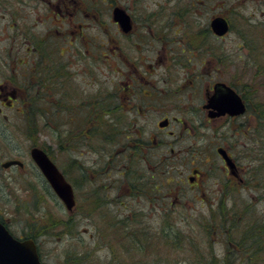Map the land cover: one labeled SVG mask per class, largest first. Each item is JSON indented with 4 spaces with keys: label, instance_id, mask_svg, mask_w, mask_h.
I'll list each match as a JSON object with an SVG mask.
<instances>
[{
    "label": "rangeland",
    "instance_id": "1",
    "mask_svg": "<svg viewBox=\"0 0 264 264\" xmlns=\"http://www.w3.org/2000/svg\"><path fill=\"white\" fill-rule=\"evenodd\" d=\"M115 5L132 17L130 36L111 21ZM215 16L230 23L221 39L208 31ZM47 60L61 68L70 61L72 86L79 94L98 93L97 101H51L58 98L55 90L38 82ZM109 64L115 71L136 67L140 87L172 101L147 99L137 118L118 105L121 118L110 120L107 94L118 75L109 77ZM263 79L264 0H0V85L20 97L12 107L0 102V217L18 237L34 242L44 264H196L198 250L227 257L226 237L217 231L220 204L226 216L246 215L236 230L250 220L264 221V190L258 191L256 179L249 186L246 177L250 168L256 173L259 140L264 147ZM216 82L246 95L250 110L241 119L212 120L202 111ZM27 86L38 95L25 103ZM29 106L33 132L23 124ZM165 114L172 117L168 130L178 162L168 175L153 167L168 146L156 140L157 147L135 151L136 142L123 129L135 120L137 138L149 141L151 133L164 134L156 124ZM126 144L135 151L130 168ZM227 144L240 161L242 184L222 169L216 147ZM33 146L44 149L73 186V210H66L33 163ZM10 159L24 166L2 168ZM197 167L202 175L189 186L187 177ZM177 231L186 239L180 251L176 240L167 242V234ZM236 263L246 264L238 258ZM251 264H264V245Z\"/></svg>",
    "mask_w": 264,
    "mask_h": 264
},
{
    "label": "flooded vegetation",
    "instance_id": "2",
    "mask_svg": "<svg viewBox=\"0 0 264 264\" xmlns=\"http://www.w3.org/2000/svg\"><path fill=\"white\" fill-rule=\"evenodd\" d=\"M212 19H210L209 21V28H208V31L210 32L211 31V28H210V22H211ZM112 21V20H111ZM112 23L114 24V26L116 27V31L121 34V35H124V36H130L131 32L134 30V23L132 24V30L131 32L129 33H123L120 29V27L118 26L117 23L113 22ZM230 26V24H229ZM70 35H73L76 37V35L78 34H74V33H69ZM212 35H214L212 33ZM215 36V35H214ZM218 38H222V37H218ZM68 45H70V42H68ZM204 53H206L207 51H203ZM62 51H61V56H62ZM90 62H94V58L91 56L90 57ZM81 62V64L84 63L83 60H80V59H77L76 61ZM74 61V62H76ZM119 63L121 64H124V59L122 57H120L118 59ZM187 62H189L187 60ZM58 63V62H57ZM72 63L70 61H68L67 63L64 64L63 68H61V63L59 62V64L57 66H55V63L53 64V62L51 60H47L45 62V66H44V74L41 78H39L38 82L41 83L39 85H43V86H46L48 85L50 88L52 86V88L55 90L58 98L55 100H51V101H97V96H98V93H94L93 92H88L87 95L86 94H79V92L76 91V87L75 86H72V80H73V73H71L70 71H68V68L66 67L67 65H71ZM90 68V66H88V69ZM141 69H145L143 66L139 67ZM147 68H150V67H147ZM83 72L84 73H91L88 71H86L85 67L83 68ZM117 71H115V68L112 66V65H108V73H109V77L110 75H114V74H117L118 75V82L116 84H114L113 82V77L111 79V84L112 86L110 87V91H108V110H107V115L110 116V120H115V118H121V115H117V113L115 112V110L117 109L118 105H125L127 107V109H129L132 113L135 114L136 118L137 117H140V115L136 114L139 112V110L143 108V105H145L147 102L149 101H146L147 99L150 100V98H152L153 100H156V101H160L162 99H169L170 101H172L171 99L173 98H170L169 96L168 97H162V93L157 91V90H154V89H144V87H140V82H141V77L138 75V73L135 71L137 68L136 67H130V66H121V67H116ZM132 69V70H130ZM144 72H147L146 69L144 70ZM77 73H81L80 72H77ZM88 79L90 81L93 80L92 77H88ZM216 83H214L211 87V90H207L206 91V97L203 101V104H202V111L204 113H206L208 119H212V120H218V119H226V120H238V119H241L242 116H230V115H224V116H219V117H209V109L206 108V105L210 99V97L214 94V86H215ZM230 86V85H229ZM233 90H235L236 93L239 94V96L241 97L243 103L245 104V107H246V113H247V100L243 98L242 94L240 93V91L236 90L233 86H230ZM30 88V89H29ZM26 90H27V94H26V98L25 100L26 101H35V95H38V93L35 91L34 93V90L32 89V86L30 87H26ZM81 92V91H80ZM165 93H168L165 91ZM49 95V94H48ZM35 96V97H34ZM20 99L19 97V94L17 92V90H13L11 92H8V94H6V92H4V88L0 85V102L2 104H6L8 105V107H12L13 106V103L15 101H18ZM165 101V100H163ZM94 112V113H93ZM96 110L91 106L90 107V114H96L95 113ZM163 123V122H166V124L164 126H160V123ZM172 124V117L171 116H168V114H165L163 115L162 117L159 118V120L157 121V129L161 132H164V134H160V132H156L154 133V135H151V138L149 136V141H146L143 139V141H141V139L138 137L137 138V131L139 130V125L137 124V122L134 120L132 122H130V124H127L123 129L126 128V131L128 133V135L126 136V138H129V141H135L136 144L133 146L134 150L136 151V147L137 146H142V150L143 153L145 152V148L146 149H149L153 146H156L157 144H154L156 142V140H160L158 143H161L162 146H168V149L165 151V155L164 157H160L161 161H160V165H154L152 163V161H148L149 163L153 164V167L154 169H163L164 171L167 172V175L169 173V170H173V169H176L177 168V164L178 162H175L176 160H172L174 155H175V150H174V144H175V136H174V132L171 131V130H168V128H170ZM138 129V130H137ZM167 129V130H166ZM137 130V131H136ZM165 134H168L169 137L171 139H164L162 136H165ZM244 137H246V133L243 132L242 133ZM126 135V134H125ZM158 135H160L158 137ZM227 139V142H231V137H228L226 138ZM153 142V144H150V142ZM126 146L129 148V152H128V155H127V161L124 162L125 163V166L127 165V168L129 167H132V165L129 164V162L131 161V156L134 155V152L129 145L126 144ZM158 146V145H157ZM156 146V147H157ZM228 146V144H227ZM223 149L226 154L228 155V157L231 159V161L233 162L234 164V168L232 169H229L226 164H225V161L223 160V158L221 157V155L218 154L217 152V149ZM138 152V151H137ZM178 152H176L177 154ZM216 153L217 155L221 158L222 162H223V171L227 174L228 171L230 173L231 176H233V178L237 179V183H243L245 182L244 181V178L242 177V169H241V166H240V161L238 159L237 156L234 155L232 149L226 146H223V145H218L216 147ZM144 156V160H147L149 158V156ZM153 158L157 159V156L152 154L151 155ZM159 158V157H158ZM252 158V157H250ZM138 160V158H137ZM133 164H135L136 162H133ZM144 162H141V164H143ZM187 163V162H186ZM185 163V164H186ZM190 164H192V162H190ZM129 165V166H128ZM8 169V168H7ZM164 173V172H163ZM243 173H244V170H243ZM245 174V173H244ZM165 175V176H167ZM202 175V170L200 167H197V168H192L191 169V172H190V175H188L187 177V184L189 186H192L194 184L197 183L198 181V178L199 176ZM166 178V177H165ZM154 189L157 191L159 188L157 187V185H155ZM75 203H76V199H75ZM231 212H234V211H231ZM232 215H236V214H232ZM0 224L3 226V228L6 230V232L8 233V235L15 239V240H18V239H21L23 240L24 238L23 237H18L10 228L9 226V223L6 219H3L0 217ZM226 250V249H225ZM227 252V251H226Z\"/></svg>",
    "mask_w": 264,
    "mask_h": 264
},
{
    "label": "water",
    "instance_id": "3",
    "mask_svg": "<svg viewBox=\"0 0 264 264\" xmlns=\"http://www.w3.org/2000/svg\"><path fill=\"white\" fill-rule=\"evenodd\" d=\"M111 17L124 33H128L132 27V21L127 11L120 7L114 6L111 11ZM212 32L217 36L225 35L229 30L227 20L222 16L214 17L210 22ZM206 108L212 109L209 117L221 116L225 114L239 115L244 113L245 106L240 96L229 86L224 83H216L214 94L210 97ZM166 122H161L164 126ZM219 155L225 160L227 166L231 169L234 164L227 156L226 152L219 148ZM30 158L38 167L54 194L63 203L66 210L71 211L75 205L74 191L72 185L66 180L55 163L49 158L47 153L39 148L32 147L29 151ZM23 162L17 159H11L1 164L2 168L11 166L23 167ZM233 172V171H232ZM0 264H42L39 260L36 246L31 239L23 241L11 238L3 226L0 224Z\"/></svg>",
    "mask_w": 264,
    "mask_h": 264
},
{
    "label": "trees",
    "instance_id": "4",
    "mask_svg": "<svg viewBox=\"0 0 264 264\" xmlns=\"http://www.w3.org/2000/svg\"><path fill=\"white\" fill-rule=\"evenodd\" d=\"M250 37H253L249 33ZM256 74H258L256 72ZM258 78L255 74L253 78ZM264 82V79L262 80ZM238 90V89H237ZM240 93L242 94L243 98L246 99V95H244L241 90ZM247 100V99H246ZM27 103V101H24ZM247 102V109L248 111L250 110V106L248 101ZM39 107V108H38ZM31 109L32 107H28L27 113L25 112V119H24V126L26 127L27 130L33 132L35 130V123L33 122V119L31 118ZM38 110H41L42 112L45 110L42 108L41 105L37 106ZM260 119L262 121L260 122L261 126V134L264 138V110H262V114L260 116ZM31 127V128H30ZM263 143L259 140V149L260 152L257 153V168H256V173L254 174L253 168H250L247 173V183L250 186L251 182L253 179H256L257 184H258V191L264 190V147L262 146ZM264 193V192H263ZM264 195V194H263ZM234 203H232V207ZM218 209L220 210V215L218 216V221H219V229H217L219 234H222L226 237V250L225 254L227 257L219 259L216 257L215 253L208 252V257H206L205 252L203 255L202 251H197L195 254V258L197 259L196 264H237L236 263V258L239 260H242V262H246V264H251L253 260L256 259L257 257V252L262 248L264 245L263 239H264V221L263 224H256V221H248L245 223V226L241 227L242 229H237L235 227H239V224L244 223L243 220L245 219V214H241L237 217H229L224 215V209H226L223 204H220L218 206ZM230 218L235 219V223H232L230 226L227 225L229 224ZM258 218V217H257ZM259 219V218H258ZM260 228L261 230H258ZM178 232V231H177ZM168 241H177V247L175 249L177 251H180L181 245L186 242V239L182 237V234L180 235V232L178 233H173L171 232L167 234ZM256 237V238H255ZM165 242V243H167ZM190 242V241H189ZM257 252H254V251ZM227 251V252H226ZM230 255V256H229ZM81 258V257H78ZM205 260L207 261H204ZM73 264H84L83 262H75ZM241 264V263H240Z\"/></svg>",
    "mask_w": 264,
    "mask_h": 264
}]
</instances>
